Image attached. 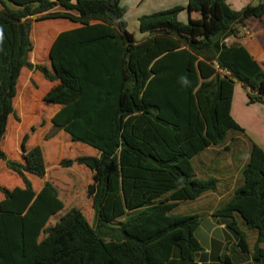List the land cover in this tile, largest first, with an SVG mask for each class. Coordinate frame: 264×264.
Instances as JSON below:
<instances>
[{
  "label": "trees",
  "instance_id": "obj_1",
  "mask_svg": "<svg viewBox=\"0 0 264 264\" xmlns=\"http://www.w3.org/2000/svg\"><path fill=\"white\" fill-rule=\"evenodd\" d=\"M121 1L0 0V162L20 179L26 191H31L28 175L40 179L46 175L39 146L24 153L21 161L8 159L1 149L23 69L39 72L46 82L55 84L42 98L46 104L58 107L50 119L52 127L97 153V156H80L61 163L63 169L73 165L91 167V184L86 188V195L95 202L94 227L80 211H72L56 226L49 227L46 236L26 254L27 244L35 238L28 237L25 243L20 215L1 212L4 208H0V264H153L146 248L179 233L183 238L176 241L175 248L180 260L192 262L201 251L193 236L197 219L193 222L177 220L140 239L132 236L131 231L150 215L151 207L129 216L117 226L106 225L99 217V210L114 159L121 169L135 170L142 164H149L165 171L194 198L215 189V179H193L182 166L186 148L179 142V136L190 123L193 57L207 64L215 63L223 76L240 83L248 90V104H264V71L241 45L226 46L224 43L226 38L237 35V29L243 27L247 19L264 20V0H258L254 6L247 5L239 12L232 11L226 0H187L188 12L198 14L199 18H188L186 23L178 20L181 7L138 17L140 34L174 39L181 48L162 54L150 64L148 78L141 85L135 104L131 93L138 75L131 69L130 59L135 51L140 56L141 53L133 33L127 30V9ZM44 15H58L82 24L55 36L48 50L49 69L31 64L26 55L32 19ZM148 48L149 45L143 52ZM203 94H210L207 118L214 142L220 144L227 131L243 132L233 119L228 118L230 125L227 126L224 117L218 116L219 74L204 88ZM133 114L141 117L159 142L171 148L170 158L164 161L145 155L123 139L121 118ZM192 148L189 150L193 154L200 149L192 151ZM249 165L245 174L254 179L253 182L213 212L214 217L228 220L226 227L237 236V247L242 253L248 252V245L232 210L240 201H256L252 219L245 226L250 230L259 228L255 252L260 243L264 244V150L253 151ZM44 187L55 196L50 183L44 182ZM0 193L8 200L7 191L1 185ZM101 238L109 240L113 246L105 247ZM202 264L233 263L225 256Z\"/></svg>",
  "mask_w": 264,
  "mask_h": 264
},
{
  "label": "rangeland",
  "instance_id": "obj_2",
  "mask_svg": "<svg viewBox=\"0 0 264 264\" xmlns=\"http://www.w3.org/2000/svg\"><path fill=\"white\" fill-rule=\"evenodd\" d=\"M141 9L143 8L141 7ZM141 11L134 13L138 16ZM144 12H146L145 14L149 13V11ZM187 12L183 23H186ZM131 14L132 11L128 18ZM61 22L58 15H44L32 19L30 46L26 54L31 64L40 65L45 69L50 68L48 50L59 32L56 26ZM156 37L157 41L162 39V37ZM142 38L144 36L135 32L136 41ZM153 39L148 38L139 43V53H142L148 45H152ZM141 59L138 60L133 55L130 61L131 69L138 75L136 86L131 93V100L134 104L138 101L137 96H139L141 85L146 81L148 75L149 62L145 63V58H143L142 62L144 63H142ZM218 74L221 78L224 77L215 63L207 64L195 57L191 74L192 112L190 123L179 136V142L183 143L186 148L182 166L193 179L196 176V171L198 176L201 174V178L209 176L212 178L218 174L219 168L223 167L220 164L224 163L225 150L219 149L218 151L221 152L215 155L210 154L213 151L211 146L217 147V144L211 138L207 118L210 94H203L204 88L210 85ZM42 84H44L43 77L39 72L26 69L21 71L13 99V114L8 118L1 142V149L10 160L21 161L22 155L34 146H39L43 152L46 175L43 179L32 175L27 176L31 183V191H26L20 179L7 171L4 164L0 162V185L8 194L7 200L0 193V208H4L1 212L11 211L20 215L23 220L24 241L27 243L28 237H34L32 245L40 242L46 236L45 231L49 227L56 226L63 217L72 211H80L92 227H94L95 221V202L86 195V188L91 184V167L73 165L63 169L61 163L80 156H97V153L87 146L73 142L68 135L52 127L50 119L58 108L43 102L42 98L51 85L46 83L43 87ZM237 95L246 97L241 87L237 89ZM220 104L218 110L221 112L218 116H223L224 122L229 126V119L224 112L225 108ZM244 107H246L245 103ZM235 108V114L239 116L243 128L250 134L256 133L264 140V132H262L264 112L258 110L260 118H262L258 122L253 119L252 113L257 115L253 108L249 110L248 106L246 108L248 112L242 106ZM121 124L123 139L138 148L143 154L164 161L170 158L171 148L155 138L139 115L122 116ZM229 133L233 134V131H229ZM196 143L200 149H209L207 150L209 154L204 153L208 156L203 155L201 158L200 154L197 156L201 160L194 159L193 152L189 150ZM221 145L218 144V147ZM193 150L194 148H192ZM198 162L200 168L195 170V163ZM46 181L55 190L54 197L45 189L44 182ZM97 189H100V186ZM219 190L221 191L194 198L177 179L165 171L156 169L149 164H142L135 170L121 169L114 159L105 197L99 210V217L106 225L117 226L138 211L152 207L151 214L144 219L143 223L132 229V234L145 239L172 222L175 224L177 220L190 219L193 222L200 216L205 218V215L213 214L230 197V192L224 191L223 186L219 187ZM209 223V218H205L202 225L195 230L197 236L202 238V242H205L203 233L205 234V228L210 226ZM101 241L107 248L113 246L109 240L101 238ZM205 254L206 252L202 253L203 256Z\"/></svg>",
  "mask_w": 264,
  "mask_h": 264
},
{
  "label": "crops",
  "instance_id": "obj_3",
  "mask_svg": "<svg viewBox=\"0 0 264 264\" xmlns=\"http://www.w3.org/2000/svg\"><path fill=\"white\" fill-rule=\"evenodd\" d=\"M257 3H258V0H226V4L234 12H239L245 6L247 5L254 6ZM121 5L127 9L126 14H125L127 30L133 33L134 37H135V32L139 33L138 27H137L138 26L137 19L138 17L142 15H149L152 13L164 11V10L171 9L174 7H181L182 12L179 13L178 20L183 23L184 16L187 11V0H128V1L122 0ZM141 7L143 9H141ZM131 11H132V14L128 18V15L129 13H131ZM138 11H141V12L137 16L134 12L137 13ZM144 11H149V13L145 14L146 12ZM186 16H187V19L185 20V22H187L188 18H191L194 20L199 18L198 14L196 13H188ZM61 21L62 22L58 23L56 26V28L59 30L58 33L63 32V31L72 30V29L82 26V24L76 21H73L69 18L67 19L62 18ZM140 36H144V38L139 40L140 42L137 40L136 41L137 45H139V43H141L142 41H146L148 38L149 39L154 38L153 44L149 45V48L141 53V56L136 51L133 53V55L136 56V59L138 60L140 58L142 59L146 58L145 63L149 62L148 68L150 64L162 54L169 52V51H175L181 48V46L174 39H171V38L162 37V39L157 41L156 39L157 37L155 36L147 37L144 34H140ZM224 43L226 46H230L233 44L241 45L246 50L248 55L252 58V60L258 64V66L260 67L262 71H264V20L256 19V18L247 19L244 23V26L237 29V35L226 38L224 40ZM149 54H151V56H149ZM142 59L140 60V62H142ZM193 59H195V57H193ZM43 82L44 84H42V86L45 87V84L47 83L51 85L50 89L52 88L53 85H55V84L46 82L44 79H43ZM239 87H241L244 90L245 94L248 92L247 89L243 88L242 85L236 82L235 80H232L226 76L221 78V98H220L221 104L220 105L223 108H225L224 112L226 113L227 117L229 119H233L235 124L243 132L233 131V134H230L229 131H227L222 142L220 143L222 144L221 147H218V144L216 142L215 144H217V147L211 146V149L213 151L210 152V154L215 155L221 152V151H218L219 149L225 150L224 163L220 164V165H223V167L221 168L218 167L219 168L218 174L212 176V178L210 176L208 178L206 177L201 178L200 177L201 174L198 176L197 171H196V176L194 178L196 180L198 179L206 180L210 178L211 179L216 178L215 179L216 180L215 189L207 193L221 191L219 190V187L223 186L224 191L230 192V197L228 198L226 202H229L237 193L246 190L247 185H249L248 183L253 182L254 179L252 180L251 177L245 174V172H247V169L245 168V166L246 165L250 166L249 164L251 162V153L253 151L259 152L260 150H264V140H262L260 136L256 135V133H253V132L251 134L248 133L245 130V128H243L244 126L242 122H240V119L238 118L239 116L235 114L236 106H238V108L242 106V108H244L246 111L248 109L252 110L253 108L257 112V115L256 113L255 114L252 113L253 119L259 122V119L262 120V118H260L259 112L261 111L264 112V104H248L247 97L245 96L239 97V95H237V89ZM244 103L246 107H244ZM189 104H190V116H191V112H192L191 78H190ZM259 106L261 107V109ZM220 112L221 111L218 110V106H217V113L220 114ZM249 118L251 119V117ZM262 132H264V129H262ZM230 144H232V146H230ZM228 147H229V150H228ZM194 148H199V145L197 143L194 144ZM207 150L209 149H204V150L198 149L196 150V153L193 154L192 156L194 157V159L201 160L200 158L203 155L208 156L207 154H204L207 152ZM199 154H200V158L197 157L199 156ZM195 168H196L195 170H198L200 168L199 162L195 163ZM207 193H204L203 195ZM255 204H256L255 200L246 199L232 206L235 221L248 245L247 253H242L238 249L237 236L233 234L230 230H228L226 227L228 220L227 219L224 220V218H216L213 216V214H210L209 216L205 215V218H209L210 220V223H209L210 226L208 228H205L206 229L205 234L203 233L205 242H202V238L200 236H197V233L195 231L200 225H202L203 220L205 218L203 216H200L199 219H197L198 226L194 229L193 236L199 242L201 246V251L195 255L194 260L192 262H186V261L180 260L178 253L176 251V248H175L176 241L183 238V235L181 233H179L178 235L170 239H164L163 241H160V242H157V243H154L148 246L146 248L148 259L153 264H159V263L202 264V263L215 262L218 259H221L227 256L230 258L233 264H264V244L260 243L258 245L257 252H255L254 250L256 239L260 234L259 228L257 226L254 230H250L245 226L252 219ZM132 233L133 232L131 231V235L135 236ZM33 248H34V245H32L31 243H28L27 248L25 249V253L28 254L30 250ZM203 252H206L205 256L202 255Z\"/></svg>",
  "mask_w": 264,
  "mask_h": 264
},
{
  "label": "built area",
  "instance_id": "obj_4",
  "mask_svg": "<svg viewBox=\"0 0 264 264\" xmlns=\"http://www.w3.org/2000/svg\"><path fill=\"white\" fill-rule=\"evenodd\" d=\"M220 69V68H219ZM220 71L222 72V70L220 69Z\"/></svg>",
  "mask_w": 264,
  "mask_h": 264
},
{
  "label": "water",
  "instance_id": "obj_5",
  "mask_svg": "<svg viewBox=\"0 0 264 264\" xmlns=\"http://www.w3.org/2000/svg\"><path fill=\"white\" fill-rule=\"evenodd\" d=\"M187 11H188V8H187ZM189 13V12H188Z\"/></svg>",
  "mask_w": 264,
  "mask_h": 264
}]
</instances>
